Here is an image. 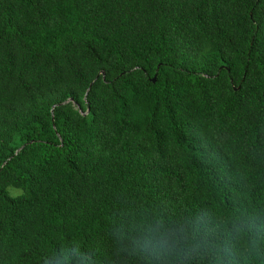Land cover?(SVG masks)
I'll return each mask as SVG.
<instances>
[{
    "label": "trees",
    "instance_id": "16d2710c",
    "mask_svg": "<svg viewBox=\"0 0 264 264\" xmlns=\"http://www.w3.org/2000/svg\"><path fill=\"white\" fill-rule=\"evenodd\" d=\"M0 264H264V0H0Z\"/></svg>",
    "mask_w": 264,
    "mask_h": 264
}]
</instances>
